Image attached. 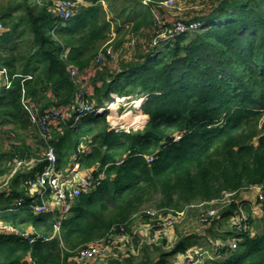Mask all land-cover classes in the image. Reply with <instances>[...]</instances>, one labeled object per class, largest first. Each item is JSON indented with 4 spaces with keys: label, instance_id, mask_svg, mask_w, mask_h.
<instances>
[{
    "label": "trees",
    "instance_id": "1",
    "mask_svg": "<svg viewBox=\"0 0 264 264\" xmlns=\"http://www.w3.org/2000/svg\"><path fill=\"white\" fill-rule=\"evenodd\" d=\"M54 1L0 0L5 26L0 69H6L0 73L5 82L0 89V140L10 134L8 140L20 143L0 153V221L22 230L32 227L37 237L31 243L0 234V264H68L81 247L121 223L131 225L147 204L164 213L190 210L225 192L238 197L251 185L264 184V0H218L208 13L191 19L202 22L200 28L156 46V19L143 0H86L88 5L68 19L53 11ZM151 1L156 5L164 0ZM106 5L116 14L108 17ZM129 38L135 39V54L119 58L117 69L107 59L89 77L93 93L84 91L79 79H85L97 56L109 46L123 49ZM71 66L78 69L79 79ZM81 91L96 107H105L112 93L142 95L141 111L148 119L143 128L116 131L106 110L78 126L73 115L53 127L50 144L59 168L67 167L84 143L91 151L81 154L82 167L95 166V175L104 176L75 199L71 215L56 232L52 219L36 215L27 204L8 210L16 200L29 199L24 185L44 166L22 167L11 176L13 159H40L47 148L27 102L43 114L71 105ZM5 125L10 128L3 130ZM31 137L35 148L27 143ZM150 156L154 161L149 162ZM236 203L221 217L232 215ZM249 221L254 223L252 216ZM178 234L179 241L157 264H170L169 256L207 242L193 233ZM232 237L241 239L233 251L228 246L215 250L217 244L209 241L215 258L205 264H264V217L256 235L228 230L222 239ZM154 251L155 245H145L137 256L100 264H153Z\"/></svg>",
    "mask_w": 264,
    "mask_h": 264
},
{
    "label": "built area",
    "instance_id": "2",
    "mask_svg": "<svg viewBox=\"0 0 264 264\" xmlns=\"http://www.w3.org/2000/svg\"><path fill=\"white\" fill-rule=\"evenodd\" d=\"M195 0H164L158 2L156 5L152 3L151 0H143V4L150 8L156 19L157 33H160V37H155L153 40V46L158 45L160 42L167 40L169 38L176 37L186 32H193L200 28L203 24L200 21H192L191 19L176 18L173 27H165L167 19L161 13V8H175L178 6H184L193 3ZM86 0H55L53 4V11L64 19L70 18L75 10L81 5H85ZM186 20H191L190 23ZM5 30V26L0 19V33ZM162 36H166L162 39ZM135 43V39H133ZM120 51H114L111 46L107 47L106 53H100L95 59L93 65L90 67L88 73L89 76L95 74L98 69L102 67V63L107 59L111 63L119 60ZM104 65V64H103ZM6 69H0V73L5 72ZM71 74L73 76H78L79 71L75 66L70 67ZM113 100L107 102L105 107H96L95 104H89L83 97V93H77L74 101L69 106L65 107H53L49 109L46 113L41 114L39 107L32 101L27 102V108L30 112L31 119L38 126L40 133L42 134L44 140L47 142V148L40 159L32 158L26 159H16L14 168L11 172V176L22 167H31L34 163L44 162V166L41 171L37 172L35 177L25 183V188L28 192V200L18 199L15 201V205L8 208L9 211H15L26 204L33 209V212L41 217L52 218L54 221V228L57 232L59 230L60 222L71 215V209L75 199L82 193H88L92 191L98 184L99 180L103 178V174L98 177L95 175L96 167L83 168L80 162V156L84 153L82 148L76 155L73 156L70 164L65 168H59L57 165V153L55 147L50 144V137L53 127H57L60 120L68 119L74 115V123H79L83 118L89 115H101L104 111L110 109L113 113H118V109L121 104H124L126 100L131 96H119L118 94H112ZM121 100V101H119ZM144 102V99H143ZM142 102V104H143ZM110 104H115L114 109L110 108ZM142 107V105H141ZM141 107H137L135 103V109L141 110ZM264 122V115L262 118ZM144 123V122H143ZM143 125V124H142ZM141 126V125H137ZM111 129L116 131L126 130L122 125H112ZM180 137V136H179ZM178 137V138H179ZM149 162L154 161V156L148 158ZM122 161H118L120 164ZM254 191L258 198L264 203V184H254L249 188L242 190L244 192ZM236 192H225L223 197L225 205L228 206L233 202H238L239 197H236ZM214 200L218 202L221 199ZM211 202V203H212ZM225 206V207H226ZM187 210L168 212L164 213L159 209H154L151 207L144 208L140 213L133 217L132 224L135 218H141L145 223L147 230L154 232V236H167L170 229L175 227V224L182 221L187 217ZM220 214V215H219ZM233 220L235 229L253 233L252 225L249 218L246 217L245 211L242 205H239L234 210ZM246 215V216H245ZM221 218V213H219L217 207L210 208L200 214L198 221L201 224L212 225L214 221ZM132 224L121 223L117 227H114L111 232L104 238L98 239L94 242L87 244L77 250L74 256L70 257L68 264L71 263L73 258L78 260H90L96 258L100 254H106L112 246L119 243L128 244L133 250L140 252L143 245H134L135 234L132 232ZM130 228V229H129ZM0 234L20 236L29 239L33 243L37 237H34V230L32 227L22 230L13 225L6 224L0 221ZM252 235V234H251ZM233 241L227 244L225 241L221 242L220 245H215V250H219L221 247L228 246L231 251L238 248V243L241 241L239 238H232ZM143 244L142 241H140ZM201 247H196L188 250L184 254V259L181 264H203V259L205 254L213 253L210 251L208 253L200 252ZM137 253H129L126 256ZM198 256L199 258H195ZM211 256V255H210ZM213 259V256L212 258ZM153 264H157L156 262Z\"/></svg>",
    "mask_w": 264,
    "mask_h": 264
},
{
    "label": "rangeland",
    "instance_id": "3",
    "mask_svg": "<svg viewBox=\"0 0 264 264\" xmlns=\"http://www.w3.org/2000/svg\"><path fill=\"white\" fill-rule=\"evenodd\" d=\"M196 1H198V0H195L193 3H191V5L193 4L194 6H197V5H202L204 3H206V5L208 3L209 4H214L218 0H200L198 3ZM211 8H212V6H210V9ZM106 9H107V12H108V17H112L113 15L116 14V11L110 10L107 6H106ZM192 10L197 12V13H199V9H197L195 7H193ZM192 10H190V11H192ZM207 11H205V12H207ZM205 12L202 15H204ZM179 17L184 18V19H189L188 17H185V16L184 17L183 16H179ZM167 23H169L173 27V24L175 23V19L174 20H168L167 19ZM157 37H160V33L158 34ZM165 37L166 36H162V39H165ZM113 39L111 40V43L113 42ZM127 39H128V36H127ZM134 44H136V42L134 43V41H132L131 38H129V40L124 44V48L122 49V52L119 54V58L122 59L125 56H130L131 54L134 55L135 54V52L133 51ZM141 44H144V43H141ZM119 65H120V62L117 61V63L114 65V67L115 66L119 67ZM112 94H115V93H112ZM141 98L144 99L146 97H143L142 95H134V96L129 97V99L126 100V102L124 104L120 105V107L118 109V113H113L110 109H108V114H107V118L108 119L107 120L109 122L110 128H111L112 125H115V124H118V125L120 124V125L124 126V129L125 128H129V131L137 130L139 128H143L145 123L147 122L148 117H146V119H143L141 122L136 123V124L126 123L124 120L120 121V119H119V116H121L127 110L132 111L134 113V115L142 113L140 109L138 111L135 109V102L139 101V99H141ZM112 100H113V97H112ZM90 104H92V103H90ZM142 114H144V113H142ZM86 117H88V116H86ZM85 118H83V119H85ZM116 120L119 121V122L118 123H114V121H116ZM81 123H82V120L79 123H76L77 124L76 126L80 125ZM137 125H141V126H137ZM76 126H74V127H76ZM62 129L64 131V127ZM8 135H10V134H8ZM8 135L6 134V135L2 136L3 138H5V140H3V141L0 140V144L3 145L2 147L0 146V153H2L4 150H7V149H5V146H4L5 143L6 144L8 143V146H10V147L13 146V143H15V142H12V141H15V140H12V141L8 140ZM29 141H31V143L36 146V142L32 139V137L29 138ZM36 151H37V154L40 156L42 151H43V148H39ZM34 164H36V162ZM246 192L248 193V191H246ZM249 192L254 194V196H255L254 200L251 201V204H250V202H248V204L243 205V209L245 211V214L247 215V216L245 215L246 217L249 218L250 216H252V218L254 219V225L257 227V230L256 231L254 230L255 232H253L251 234L255 235L256 233H258V230H259V232L261 230V227L260 228L258 227V226H260V224L258 223V218H259L258 216H259V214H261V212L256 210V209L260 208L261 205L264 204V203H263L262 200H260L258 198L257 194L254 191L249 190ZM221 200L222 201L218 202V204L215 203V202H212V203L210 202L209 205H205V206H203V205H199V206L193 205L194 206L193 208H191L190 210H187L186 214H187L188 217H186L183 221H180V222L178 220V222L175 224L174 229H177L181 233H185V234L195 233V232L198 233L200 231H202L204 234H206L207 232L209 233L208 234L209 236H205V238H203V239L201 238L202 241H204V240L207 241L206 243H204L203 245L200 246L201 249L199 251L201 253L202 252H205V253L210 252V250H211V246H210V243H209L210 238L214 242L218 241L217 245H220V243L223 242L220 239H222L223 234L225 233V231L238 230V229H235V226L233 225L234 224L233 220H230V218H233L234 214L230 215L228 218H225L224 219L225 221L222 220L223 217H221L219 220L214 221L212 225L201 224L198 221L200 214L203 213L204 211L210 209V208L217 207L219 213H221L222 211H226V207L229 206V205L228 206L225 205V201L227 200V197L225 198V200H224V197ZM144 207H148V208L151 207V208L156 209V206L154 204H152V203L147 204ZM254 209H255V211H254ZM49 219H52V218H49ZM135 223L136 222L134 220L133 224H132V228H131L133 234L136 235L135 238H134V241H133L134 245L135 246H137V244L143 245V246H145V245H149V246L153 245L154 246L155 245V247L158 248V251L151 252V255H152V258H153V263L156 262L158 257L163 252L171 251L172 248L174 247V245L177 243V242L174 243V241L177 239L176 234L174 235V234L168 233L167 236L164 235V236L155 237L154 236L155 235L154 232L151 231L150 229L147 230V228L145 227V223L143 221L140 222V225L143 226L141 229ZM218 227H219V230H218ZM170 231H171V229L169 230V232ZM140 241H142L143 244H141ZM232 241H233V239L229 238L228 241L227 242L225 241V242L227 244H230V242H232ZM129 253H137V251H135L132 248H130L128 244L119 243V244H117L115 246H112L105 255L102 253V254L98 255L96 258L90 259V260H78L76 258H73L71 260L70 264H100V263L106 262L107 259H109V258L123 259V258L129 257V256H137V255L140 254V252H138L137 254H131L129 256H126ZM212 256H213V258H215L214 253L205 254V258L203 260L211 259ZM169 257L172 258L175 261V258L177 256L174 255L172 257L171 256H169ZM184 257L185 256H183V259H184ZM225 257L226 256H222V257L218 256V258H216V259H218V260L219 259H224ZM170 264H172V263H170ZM203 264H204V261H203Z\"/></svg>",
    "mask_w": 264,
    "mask_h": 264
},
{
    "label": "crops",
    "instance_id": "4",
    "mask_svg": "<svg viewBox=\"0 0 264 264\" xmlns=\"http://www.w3.org/2000/svg\"><path fill=\"white\" fill-rule=\"evenodd\" d=\"M200 0H198V1H196L197 3L199 2ZM208 3V2H207ZM216 3H217V1L214 3V4H207L206 5V3H204V4H202V5H197V6H194L193 4L191 5V4H188V5H184V6H178V7H175V8H161L160 9V11H161V13L164 15V17L166 18V19H168V20H174V19H176V18H179V16H185V17H188L189 19H194V18H196V17H199V16H201L205 11H207V12H205V14L206 13H208L211 9H210V6H212V7H214L215 5H216ZM85 5H88V2L85 4ZM107 6V5H106ZM145 8H147L146 6H144ZM193 7H195V8H197V9H199V13H197V12H195V11H193L192 10V8ZM190 10H192V11H190ZM113 35H115L114 33H113ZM129 37V36H128ZM120 52H122V49L121 50H119ZM132 53V52H131ZM129 56H125L124 58H128ZM117 63V61H114L113 63H110L111 64V66L112 67H114V65ZM118 68V66H115L114 67V69H117ZM79 76H80V74L78 75V79H79ZM89 73H86V76H84V80H83V78L82 77H80V82H81V85H82V89H84V91L86 90L89 94H92L93 93V91H94V87H93V85L90 83V80H89ZM5 82L2 80V78L0 77V89H1V87H2V85L4 84ZM148 117V116H147ZM83 121V120H82ZM5 128H3V130L4 129H6V128H10V126L9 125H5L4 126ZM62 127H59L58 128V130L57 131H59L60 129H61ZM2 135V127H0V136ZM16 144H20L19 142H15ZM27 143L28 144H31L34 148L36 147L35 145H33L32 143H31V141H29V138H28V140H27ZM4 146H5V149H8V148H10V146H8V143L6 144H4ZM79 148H82L83 150H84V153H88V152H90L91 151V146H89V145H87V144H81L80 145V147ZM78 151H79V149H78ZM83 153V154H84ZM18 158V157H17ZM73 158V157H72ZM80 158H81V156H80ZM16 160V157L13 159V162ZM11 162L12 161H9L8 162V164H11ZM14 165V164H13ZM253 193H250V192H244V191H240L239 193H238V197H239V200H238V202L236 203L238 206L239 205H246V204H248V202H250V204H251V201H253L254 200V194L252 195ZM255 208V207H254ZM256 210H258V211H260L261 212V214H259V218H258V223L260 224V226H258L259 228L261 227V219L264 217V204H262L261 205V207L260 208H258V209H256ZM254 211H255V209H254ZM188 217V216H187ZM185 219V218H184ZM183 219V220H184ZM135 220V224L136 225H138L139 227H140V229L143 227L142 225H140V222L141 221H143L141 218H135L134 219ZM182 220V221H183ZM222 220H224V218L222 219ZM225 221V220H224ZM214 226V225H213ZM215 227V226H214ZM252 228H253V232H255L256 230H257V227L254 225V223H253V225H252ZM258 228V229H259ZM218 230H219V227H218ZM255 230V231H254ZM175 232V233H174ZM178 230L177 229H171V231L169 232L170 234H176V237H177V239L174 241V243H176L177 241H179V239H180V236H179V234H178ZM221 232V231H220ZM211 233V232H210ZM258 233H259V230H258ZM185 234V233H184ZM188 234H191V233H188ZM193 234H196L197 235V237L199 238V239H201V238H205V236H209L208 234V232L206 233V234H204L202 231H200V232H195V233H193ZM257 234V233H256ZM255 234V235H256ZM233 238V237H232ZM228 239L229 238H227V240H224V239H220V240H222V241H228ZM210 241H211V245H213L214 246V243H216L217 244V242H214V241H212L211 240V238H210ZM201 245H197V246H193L192 248H190V249H193V248H196V247H200ZM189 249V250H190ZM215 251V250H214ZM184 254L185 253H178V254H176V258H175V261L171 258V263L172 264H181L182 263V261H183V256H184ZM220 256V255H219ZM204 264H205V262H204Z\"/></svg>",
    "mask_w": 264,
    "mask_h": 264
},
{
    "label": "bare ground",
    "instance_id": "5",
    "mask_svg": "<svg viewBox=\"0 0 264 264\" xmlns=\"http://www.w3.org/2000/svg\"><path fill=\"white\" fill-rule=\"evenodd\" d=\"M119 101H121V100H119ZM142 102H143V98H141V99H139V101L135 102L138 108L141 107ZM114 106H115V104H110V108H113ZM131 112L132 111L127 110L121 116H119L120 121L124 120L126 123L136 124V123L141 122L143 119H146V117H147V115L142 114V113L134 115V113L132 112L133 113L132 114ZM118 122L119 121H117V120L114 121V123H118Z\"/></svg>",
    "mask_w": 264,
    "mask_h": 264
}]
</instances>
